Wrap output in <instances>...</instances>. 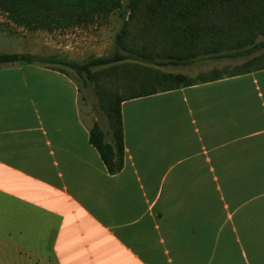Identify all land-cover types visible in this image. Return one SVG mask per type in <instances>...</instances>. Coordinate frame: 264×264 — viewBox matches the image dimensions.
<instances>
[{"label": "crops", "instance_id": "obj_1", "mask_svg": "<svg viewBox=\"0 0 264 264\" xmlns=\"http://www.w3.org/2000/svg\"><path fill=\"white\" fill-rule=\"evenodd\" d=\"M120 115L109 174L72 77L0 67V230L21 264H264V68L123 99Z\"/></svg>", "mask_w": 264, "mask_h": 264}, {"label": "trees", "instance_id": "obj_2", "mask_svg": "<svg viewBox=\"0 0 264 264\" xmlns=\"http://www.w3.org/2000/svg\"><path fill=\"white\" fill-rule=\"evenodd\" d=\"M118 9L123 22L114 35L110 54L78 61L57 55L0 53V67L32 63L67 76L63 67L70 68L83 86L96 94L106 130L93 121L88 141L109 174L117 173L123 165V99L264 68V0H0V12L27 31L86 28ZM128 26L135 32L130 33ZM221 58L240 61L212 67L195 77L148 68L134 80L139 70H146L139 63L185 66ZM129 68L132 76L128 80L101 82L105 77L117 80ZM118 87L125 90L124 95Z\"/></svg>", "mask_w": 264, "mask_h": 264}, {"label": "rangeland", "instance_id": "obj_3", "mask_svg": "<svg viewBox=\"0 0 264 264\" xmlns=\"http://www.w3.org/2000/svg\"><path fill=\"white\" fill-rule=\"evenodd\" d=\"M126 0H123L125 3ZM120 9L113 11L98 23L89 25L86 28H70L66 30L27 31L7 20L0 12V53L23 52L40 56L57 55L60 57L82 61L90 56L110 54L113 51V39L119 30L123 20L119 15ZM129 32L134 33L133 26H128ZM240 60L230 58L202 59L189 65H166L156 66L152 63H139L140 67L146 70H139L134 80H139V74H145L148 68H158L167 72H180L195 77L199 72H207L212 67L233 65ZM63 67V66H62ZM79 87L78 109L82 120L89 126L93 121L99 124L102 130H106L104 114L97 104V96L89 88H85L81 79L70 68L63 67ZM132 68L123 72V76L115 78L105 77L101 81L104 84L118 82L130 78ZM135 82V81H134ZM137 85V83H135ZM161 87V86H158ZM118 92L125 94L123 88L118 87ZM14 233V234H13ZM10 238L2 235L0 230V264H21L20 259L24 256L23 248L16 245L15 231L11 230ZM44 248V246H43ZM33 264V262H24Z\"/></svg>", "mask_w": 264, "mask_h": 264}]
</instances>
